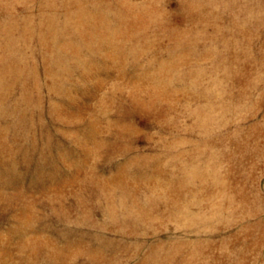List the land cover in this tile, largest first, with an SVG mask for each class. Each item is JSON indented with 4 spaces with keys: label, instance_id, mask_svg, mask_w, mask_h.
<instances>
[{
    "label": "rangeland",
    "instance_id": "1",
    "mask_svg": "<svg viewBox=\"0 0 264 264\" xmlns=\"http://www.w3.org/2000/svg\"><path fill=\"white\" fill-rule=\"evenodd\" d=\"M0 264H264V0H0Z\"/></svg>",
    "mask_w": 264,
    "mask_h": 264
}]
</instances>
